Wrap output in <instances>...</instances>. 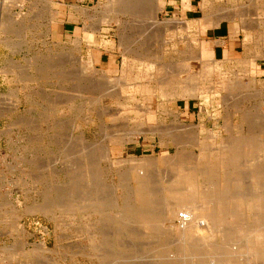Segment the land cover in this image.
Segmentation results:
<instances>
[{
  "label": "rangeland",
  "instance_id": "obj_1",
  "mask_svg": "<svg viewBox=\"0 0 264 264\" xmlns=\"http://www.w3.org/2000/svg\"><path fill=\"white\" fill-rule=\"evenodd\" d=\"M60 2L0 0V264H264L263 80L191 59L224 42L160 0L86 1V43ZM203 2L263 24L234 45L264 53V0Z\"/></svg>",
  "mask_w": 264,
  "mask_h": 264
},
{
  "label": "crops",
  "instance_id": "obj_2",
  "mask_svg": "<svg viewBox=\"0 0 264 264\" xmlns=\"http://www.w3.org/2000/svg\"><path fill=\"white\" fill-rule=\"evenodd\" d=\"M59 1H61L60 2L61 6L64 7L63 21L61 23L63 32L65 34L69 33L70 35L69 39L74 40L75 38L78 37L81 43H86L87 41H85V39H83L81 35L82 32L77 31L76 33L75 28L77 26L75 24H77L79 21L87 22L88 24L95 22V15L93 16L91 14H85V13H82L81 11L84 3L86 1L88 2L89 0H59ZM202 2L203 0H185V3H181V0H160V3H159L160 14H165V15L170 14L172 16H177L181 20L182 23H185V22L187 23L186 25L188 26V28L197 27L200 31L204 32L205 34H209L208 33L209 30L213 29L214 39L218 41H223L224 44L221 45L219 43L218 45H216L217 48H214L213 50L209 46V43L203 42L201 45V50L199 52V55L197 57H191V59L192 58L196 59L200 63H203V62L210 63L211 62L212 64H214L215 68H213V71L211 74L216 72V74L219 77H221L222 75L227 76L226 72L223 71L222 64L223 63L225 64L226 60H237V61L239 60L240 61L241 59L240 62H242L243 64L242 66L244 69L241 68L242 74L240 73L238 76L239 77L241 76L250 77V79L254 81L255 88L259 80H263L262 83H264V64L260 62L264 60V53L256 52V54L251 59L243 58L244 54L242 53V51L237 52V49L234 45L235 38L238 37L239 32L241 31L243 32L244 34L243 41L247 42L254 36L251 30L259 28L262 24L260 22H258L260 23V25L255 24L251 20L250 14H247V15L240 14L241 17H239V19L241 20L237 21L235 19V15L237 13H235L234 10L224 15L213 16L214 17L213 18L212 15H209V14L207 15L209 8L203 7L204 2L203 3ZM223 21L228 22V29L230 31V40L227 44H226V40L222 38L223 37L222 36L223 25L221 22ZM240 22H242L243 25ZM245 24H247L248 26ZM184 60L188 62L189 59H184ZM210 92H214L216 95L218 94V92H216L215 90L214 91L210 90L209 93ZM195 98L208 100L209 96L207 95V98H205L202 95L200 97H195ZM195 98H189V99L184 98V99H188V106L190 107L191 104H193ZM226 117L227 118H225V124L227 122V119L231 118V115H227ZM231 123L233 124V122ZM200 129H202L201 126H200ZM197 137L200 138L199 136ZM209 138L212 140H215L218 138V136L210 132ZM206 150H207L208 157H210L211 150L214 151L215 149L214 148H204L201 150V153L203 152V155H206ZM213 154H215V152ZM258 202L259 201H257V203ZM262 205H264L263 202H262ZM259 208H261V205H259L256 210H261Z\"/></svg>",
  "mask_w": 264,
  "mask_h": 264
},
{
  "label": "bare ground",
  "instance_id": "obj_3",
  "mask_svg": "<svg viewBox=\"0 0 264 264\" xmlns=\"http://www.w3.org/2000/svg\"><path fill=\"white\" fill-rule=\"evenodd\" d=\"M152 8H153V6H152ZM223 10V9H222ZM231 10V9H230ZM234 10H235V8H234ZM241 10V9H240ZM150 12H152V11H150ZM148 13V14H151V13ZM231 12V11H230ZM243 12H245V11H243ZM229 13V12H228ZM234 14V13H233ZM246 15H247V13H245ZM108 15V14H107ZM231 16V15H230ZM213 17V16H212ZM223 17V16H222ZM214 18V17H213ZM219 18V17H218ZM227 18V17H226ZM243 18V17H242ZM228 20H229V18H228ZM241 20V19H240ZM205 21V20H204ZM176 23V22H175ZM178 23H179V21H178ZM241 24H242V22H240ZM239 23V24H240ZM244 23V22H243ZM256 24V23H255ZM211 25H212V23H211ZM243 25V24H242ZM245 25H247V24H245ZM263 25V24H262ZM248 26V25H247ZM246 27V26H245ZM251 27H253V26H251ZM244 28V27H243ZM249 28V27H248ZM161 37V36H160ZM261 39V38H260ZM137 40V39H136ZM129 44V43H128ZM154 51V50H153ZM158 52V51H157ZM140 55V54H139ZM209 60V59H208ZM241 61V60H240ZM243 61V60H242ZM207 62V61H206ZM205 63V62H204ZM207 65V64H206ZM206 68H208V67H206ZM246 68V67H245ZM202 69H204V68H202ZM206 70V69H205ZM69 72V71H68ZM21 73V72H20ZM168 73V72H167ZM207 73V72H206ZM169 74V73H168ZM210 74V73H209ZM5 75V74H4ZM196 75V74H195ZM193 76V75H192ZM194 77V76H193ZM189 78V77H188ZM170 79V78H169ZM190 79V78H189ZM105 80V79H104ZM164 80H165V78H164ZM210 80V79H209ZM160 82V81H159ZM207 82V81H206ZM201 83H203V82H201ZM89 84V83H88ZM161 84V86H160V89H161V93H162V95H163V97L164 96H166V95H168V91L167 90H165L163 87H165L164 85H167V83L166 82H161L160 83ZM176 84V83H175ZM194 85V84H193ZM210 85V84H209ZM201 86V85H200ZM189 87V86H188ZM191 87V86H190ZM186 88V87H185ZM211 88V87H210ZM204 90H205V88H204ZM211 90V89H210ZM209 90V91H210ZM192 91V90H191ZM207 91H208V87H207ZM189 93V92H188ZM172 94V93H171ZM170 94V95H171ZM179 94V93H178ZM190 94V93H189ZM175 95H176V93H175ZM197 95H194V97H196ZM185 97V96H184ZM188 97V96H187ZM193 97V96H192ZM191 97V98H192ZM70 98H71V96H70ZM181 98V97H180ZM243 101V100H242ZM14 103V106H18L19 104H18V101H14L13 102ZM233 106H235V105H233ZM237 106V105H236ZM232 108V107H231ZM235 110V109H234ZM238 110V109H237ZM230 113V112H229ZM228 113V114H229ZM242 113H244V112H242ZM100 114V113H99ZM245 114H246V112H245ZM242 117V116H241ZM227 118V117H226ZM248 119H250V118H248ZM256 120H255V122L257 121V118H255ZM242 120H243V117H242ZM244 121H245V118H244ZM261 121H264V120H261ZM261 121H260V123H261ZM249 122V121H248ZM254 122V123H255ZM228 123V122H227ZM246 123V122H245ZM249 124V123H248ZM247 124V125H248ZM257 124H259V123H257ZM262 124V125H261ZM260 125H261V130L264 128V122H262ZM242 125V124H241ZM251 125V124H250ZM229 126V125H228ZM252 126V125H251ZM256 126V125H255ZM249 127V126H248ZM227 128V127H226ZM236 128H237V126H236ZM229 129L231 130V127L229 126V128H228V131H229ZM255 129V128H254ZM259 129V128H258ZM235 130V129H234ZM264 131V130H263ZM263 131H261L262 133H263ZM229 133H230V131H229ZM83 134V133H82ZM81 134V135H82ZM248 134V133H247ZM178 136H179V134H178ZM238 138V137H237ZM189 139H191V138H189ZM196 138L194 137V140H195ZM241 139V138H240ZM245 139V138H244ZM177 141V139L176 138H174V140L173 141ZM250 140V139H249ZM175 141V142H176ZM235 141H237V140H235ZM246 142H247V140H246ZM253 142V141H252ZM112 143H114V142H112ZM227 143H229V141H226V143L224 144V145H226L227 146ZM231 143V142H230ZM248 143V142H247ZM123 144V143H122ZM176 145H177V142L175 143ZM249 144V143H248ZM252 144V143H251ZM253 144H255V143H253ZM235 145V144H234ZM233 145V146H234ZM257 145V144H256ZM244 146V145H243ZM119 147V146H118ZM122 147V146H121ZM230 147H232V145L230 146ZM245 147H246V144H245ZM117 148V147H116ZM254 148H256V147H254ZM121 150V149H120ZM122 154V153H121ZM252 160V159H251ZM255 160V159H254ZM253 160V161H254ZM252 161V162H253ZM251 162V163H252ZM256 162H257V160H256ZM66 165V164H65ZM69 167V166H68ZM252 172V171H251ZM260 172V171H259ZM259 172L257 173V174H259ZM261 173H262V170H261ZM128 174V173H127ZM253 174V173H252ZM120 175H122V174H120ZM129 175H130V173H129ZM129 175L128 176H126V178L129 180ZM254 176H255V174H253ZM259 175H260V177H259ZM259 175H256V176H258V177H256L255 176V178H258V179H262V180H264V176H262L261 174H259ZM123 176H125V175H123ZM262 176V177H261ZM170 177V176H169ZM247 177H248V175H247ZM120 178V177H119ZM122 178V177H121ZM255 178L253 179L252 178V180L253 181H255ZM119 180V179H118ZM123 180V179H122ZM124 181V180H123ZM127 180H125V182H126ZM173 181V180H172ZM256 181H258V180H256ZM125 182H124V184L123 185H125ZM174 182V181H173ZM251 182V181H250ZM260 182V181H259ZM258 182V183H259ZM123 182H121V184H122ZM119 185V184H118ZM122 185V186H123ZM130 185V184H129ZM107 186V185H106ZM261 186V189L262 188H264V187H262V185H260ZM128 188V187H127ZM255 188V187H254ZM260 189V188H259ZM262 190H264V189H262ZM126 191H127V193H129V191H128V189H126ZM259 191V190H258ZM258 191L257 190H253L252 192H250L249 194L250 195H252V196H257L258 195ZM261 191V190H260ZM262 192V191H261ZM111 193V192H110ZM236 193V192H235ZM263 193H264V191H263ZM130 195V194H129ZM237 195V194H236ZM128 196V195H127ZM127 196H126V198H127ZM134 197V196H133ZM232 197H233V195H232ZM234 197H235V195H234ZM123 198H124V196H123ZM256 198V197H255ZM114 199H116V198H114ZM129 200H130V198H129ZM116 201V200H115ZM132 201V200H131ZM124 202H125V200H124ZM127 202V201H126ZM125 202V203H126ZM124 203V204H125ZM129 203V202H128ZM114 205V204H113ZM109 207V206H108ZM114 208V207H113ZM142 209V208H141ZM40 245H43L44 246V244L41 242V243H39Z\"/></svg>",
  "mask_w": 264,
  "mask_h": 264
},
{
  "label": "built area",
  "instance_id": "obj_4",
  "mask_svg": "<svg viewBox=\"0 0 264 264\" xmlns=\"http://www.w3.org/2000/svg\"><path fill=\"white\" fill-rule=\"evenodd\" d=\"M41 231H42V235L44 234V231H45V228H41Z\"/></svg>",
  "mask_w": 264,
  "mask_h": 264
}]
</instances>
